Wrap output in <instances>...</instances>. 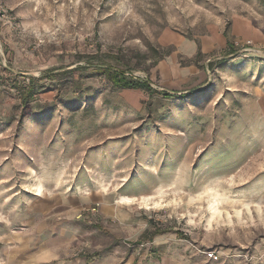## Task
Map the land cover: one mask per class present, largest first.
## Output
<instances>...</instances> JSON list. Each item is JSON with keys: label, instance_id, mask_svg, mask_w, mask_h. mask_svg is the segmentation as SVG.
<instances>
[{"label": "rangeland", "instance_id": "rangeland-1", "mask_svg": "<svg viewBox=\"0 0 264 264\" xmlns=\"http://www.w3.org/2000/svg\"><path fill=\"white\" fill-rule=\"evenodd\" d=\"M0 264H264V0H0Z\"/></svg>", "mask_w": 264, "mask_h": 264}, {"label": "trees", "instance_id": "trees-1", "mask_svg": "<svg viewBox=\"0 0 264 264\" xmlns=\"http://www.w3.org/2000/svg\"><path fill=\"white\" fill-rule=\"evenodd\" d=\"M224 37L227 40V49L229 53H234V47L233 43H231L230 39L228 38L227 34H224ZM198 47V53H200ZM169 53H166L168 55ZM210 64L207 66L209 68ZM96 71L100 73V75H103L107 83L112 86L115 89L119 90H135V91H140V92H145L149 95H156L160 94L164 96L165 98H172L174 97L171 94L165 93V92H158V90L153 89L151 87V83L149 80H143V81H138L133 79L131 76H126L124 72L118 71L113 68H109L106 65H97L94 68ZM35 85V78L31 77L30 82L26 89L22 92H20V99H21V104L22 106H27L29 102H31V99L37 94V92L34 89ZM195 92H192L189 95H186L185 97H189L194 95ZM158 231H154V234H157Z\"/></svg>", "mask_w": 264, "mask_h": 264}, {"label": "built area", "instance_id": "built-area-1", "mask_svg": "<svg viewBox=\"0 0 264 264\" xmlns=\"http://www.w3.org/2000/svg\"><path fill=\"white\" fill-rule=\"evenodd\" d=\"M248 44H249V43H248ZM208 257H209V258H212V257L216 258V257L213 255V253H212V254H209Z\"/></svg>", "mask_w": 264, "mask_h": 264}, {"label": "bare ground", "instance_id": "bare-ground-1", "mask_svg": "<svg viewBox=\"0 0 264 264\" xmlns=\"http://www.w3.org/2000/svg\"><path fill=\"white\" fill-rule=\"evenodd\" d=\"M122 200L127 202L128 201V198H123Z\"/></svg>", "mask_w": 264, "mask_h": 264}]
</instances>
